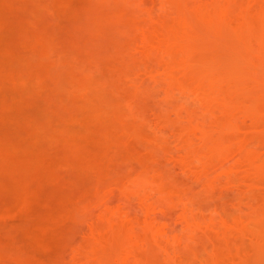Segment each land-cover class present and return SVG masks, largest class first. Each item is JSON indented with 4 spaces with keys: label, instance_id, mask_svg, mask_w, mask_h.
I'll return each instance as SVG.
<instances>
[{
    "label": "rangeland",
    "instance_id": "1",
    "mask_svg": "<svg viewBox=\"0 0 264 264\" xmlns=\"http://www.w3.org/2000/svg\"><path fill=\"white\" fill-rule=\"evenodd\" d=\"M263 256L264 0H0V264Z\"/></svg>",
    "mask_w": 264,
    "mask_h": 264
},
{
    "label": "bare ground",
    "instance_id": "2",
    "mask_svg": "<svg viewBox=\"0 0 264 264\" xmlns=\"http://www.w3.org/2000/svg\"><path fill=\"white\" fill-rule=\"evenodd\" d=\"M263 258V260H264V256L262 257ZM263 260H260V263L259 264H264V263H262L263 262ZM258 264V263H257Z\"/></svg>",
    "mask_w": 264,
    "mask_h": 264
}]
</instances>
